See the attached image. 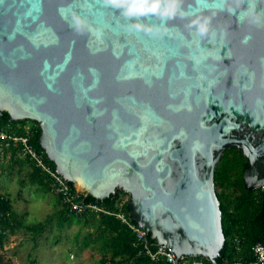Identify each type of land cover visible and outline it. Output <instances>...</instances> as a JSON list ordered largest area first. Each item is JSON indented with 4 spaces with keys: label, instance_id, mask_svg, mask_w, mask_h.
<instances>
[{
    "label": "water",
    "instance_id": "95a60500",
    "mask_svg": "<svg viewBox=\"0 0 264 264\" xmlns=\"http://www.w3.org/2000/svg\"><path fill=\"white\" fill-rule=\"evenodd\" d=\"M0 112L67 186L127 194L152 245L214 263L225 151L264 195V0H0Z\"/></svg>",
    "mask_w": 264,
    "mask_h": 264
},
{
    "label": "trees",
    "instance_id": "16d2710c",
    "mask_svg": "<svg viewBox=\"0 0 264 264\" xmlns=\"http://www.w3.org/2000/svg\"><path fill=\"white\" fill-rule=\"evenodd\" d=\"M0 133L9 141L0 142V157H8L9 168L21 171L28 170L27 182L42 194L53 193L60 210L56 219L58 227L77 225L86 229L81 247H91L96 250L100 258L98 264H167L164 259L151 261L144 248L137 244L135 235L115 216L109 214H125L129 216V196L119 190L113 196L103 200L79 194L72 184L68 183L74 202L94 205L98 212L84 211L76 213L70 211L63 198L56 195L49 176L41 171L34 162L22 158L19 154V145L14 144V138L28 137L29 143L39 154L44 164L54 172L55 165L50 162L40 148L38 140L41 130L33 121H12L6 113L0 112ZM247 167V160L237 150L231 149L223 153L214 172V189L221 212V228L224 244L219 256L212 263L209 260L196 257L179 261L178 264H257L253 248L264 246V195L261 189L246 188L243 173ZM54 216H49L45 222L35 223L23 227L21 218L12 208L9 196L0 192V250L4 246L8 235L20 229H26L33 235V241L42 234ZM78 235L76 237V240ZM147 241L154 244L147 234ZM154 251V248H150ZM264 264V263H263Z\"/></svg>",
    "mask_w": 264,
    "mask_h": 264
},
{
    "label": "rangeland",
    "instance_id": "374dc122",
    "mask_svg": "<svg viewBox=\"0 0 264 264\" xmlns=\"http://www.w3.org/2000/svg\"><path fill=\"white\" fill-rule=\"evenodd\" d=\"M9 166L8 157H0V192L10 197L23 227L54 217L35 242L24 228L8 235L0 250V264H98L99 253L91 247H81L87 230L77 225L59 228L55 215L60 207L56 196L42 194L31 186L27 182L28 170L18 173Z\"/></svg>",
    "mask_w": 264,
    "mask_h": 264
},
{
    "label": "built area",
    "instance_id": "2783aa9c",
    "mask_svg": "<svg viewBox=\"0 0 264 264\" xmlns=\"http://www.w3.org/2000/svg\"><path fill=\"white\" fill-rule=\"evenodd\" d=\"M4 134L0 133V142L9 141ZM14 144L19 145V154L22 158H27L30 161L34 162L35 165L41 169L44 173H46L51 179L53 191L56 195L63 198V203L67 204L70 211L76 213H82L84 211H92L98 212L99 209L94 205L82 204L81 202H74L70 200L72 195L70 193V188L64 183V180L61 175H58L56 170L51 172L50 169L44 164L41 156L35 152L31 144L29 143L28 137L22 138H14L12 140ZM111 216H115L117 220L121 222V224L125 225L130 231H132L135 235L136 242L138 245L142 246L146 251L148 257L151 261H158L159 259H164L167 264H178L179 261H186L187 258H180L175 261V258L169 252V249L166 246L158 247L157 245H149L147 243L146 232L145 229L141 226L136 227L131 223L129 216L125 214L117 213V214H109ZM150 248H154V251H151ZM253 253L256 258L257 264L264 263V246L257 245L253 248Z\"/></svg>",
    "mask_w": 264,
    "mask_h": 264
}]
</instances>
